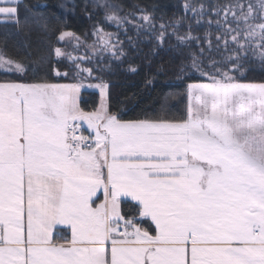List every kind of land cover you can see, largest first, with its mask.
<instances>
[{"label": "snow or ice", "instance_id": "1", "mask_svg": "<svg viewBox=\"0 0 264 264\" xmlns=\"http://www.w3.org/2000/svg\"><path fill=\"white\" fill-rule=\"evenodd\" d=\"M22 6L0 0V24L30 40ZM101 7L118 27L130 22ZM183 8L207 25L203 40L192 23L179 33L186 15L174 21L177 90L135 119L110 109L109 85L85 57L51 40L35 56L12 54L0 40V73L33 76L0 81V264H264V0ZM139 19L157 31L154 12ZM94 35L125 55L111 33ZM66 38L81 43L63 30L56 40ZM63 57L72 67L61 73L52 64ZM49 70L78 82H50ZM85 79L100 81L87 85L100 90L93 111L80 105Z\"/></svg>", "mask_w": 264, "mask_h": 264}, {"label": "trees", "instance_id": "2", "mask_svg": "<svg viewBox=\"0 0 264 264\" xmlns=\"http://www.w3.org/2000/svg\"><path fill=\"white\" fill-rule=\"evenodd\" d=\"M107 4L116 6L120 16H127L128 21L120 27L109 26L105 21V7L101 3L92 0H22L21 20L28 17L32 27L30 40H25L23 35L15 32L13 25L0 24V40L7 36V44L10 53L19 55L35 56L40 48L51 40L56 47L61 45L56 40L61 30L75 33L80 39L90 41V32L93 28L109 29L117 33L118 47L122 49L125 55L109 56L101 55L95 60L93 68L94 75L99 76L108 87V104L113 112H119L125 119H135L142 113L153 114L159 110L160 104L166 94L176 91L175 85L178 83L177 66L182 57L176 54L177 41L170 35L173 27H177L174 21L182 17L181 4L185 0H104ZM192 3H226L227 0H191ZM27 9V11H25ZM141 10L154 12V21L157 31L147 29L140 30L136 25L143 24L140 20ZM133 13L134 15L130 14ZM194 16L182 21L178 26L180 34L188 30V24L192 23L193 35L200 36L203 40V34L207 25H196ZM163 23L169 25L167 37L162 47L156 49L157 54H152V49L156 46V36L159 25ZM47 25V31L43 25ZM106 30V31H109ZM213 35L210 39L215 43L216 31L213 27L209 29ZM31 45L29 47L28 45ZM184 49L185 57L188 48ZM191 50L198 53L196 44L191 45ZM223 50L221 49V52ZM211 56L219 59L220 54L215 50ZM30 62V61H29ZM92 64V63H91ZM130 66L136 71H130ZM52 67L63 73L72 67V64L60 58L53 60ZM50 82L54 83H74L78 82L74 77V72H69L67 78L56 76L51 70L47 73ZM250 79L259 81L261 76L259 72L250 73ZM16 80L31 82L32 73L29 72L24 77L14 74L5 75L0 73V81ZM96 79H85L83 83H99ZM99 95L90 87L82 88L80 93V105L83 109L95 110L99 105ZM170 105L175 103L169 102ZM172 111H176L175 108Z\"/></svg>", "mask_w": 264, "mask_h": 264}, {"label": "rangeland", "instance_id": "3", "mask_svg": "<svg viewBox=\"0 0 264 264\" xmlns=\"http://www.w3.org/2000/svg\"><path fill=\"white\" fill-rule=\"evenodd\" d=\"M93 2H97V3H101L102 5H104V3H106L104 0H92ZM105 5H110V6H112L111 4H109V3H107V4H105ZM183 5H184V3H182L181 4V9H182V14H183V16H189V17H192L193 16V14L191 13V12H188L187 14H185V12H184V8H183ZM105 14H106V12L107 11H111V9H108V8H105ZM116 10V9H115ZM104 19H105V15H104ZM105 21L106 22H108V24H109V26L111 25L112 27H114V28H117L118 26H117V24L115 23V22H110V21H107L106 19H105ZM97 27H99V26H97ZM97 27H95V28H93L92 30H91V32H90V37H91V39H90V41H84V40H82V39H80V41H81V43L79 44V45H77V41L76 40H74V39H71V38H66L65 39V41H60V43H61V45L59 46L60 48H62L66 53H70L71 55L72 54H75V51L78 49V50H83L85 53L86 52H88V51H93V50H95L96 48H101L102 50L100 51L101 53V55H109V56H114V54H113V51L112 50H110V49H105V48H103V45L101 44V43H99V42H97V37L94 35V32H95V29L97 28ZM100 28V27H99ZM101 29H103V28H101ZM106 30H109V29H105V30H103L104 32H108V31H106ZM109 32H111V33H113V34H115L116 35V37H117V33L116 32H114V31H112V30H109ZM77 52H79V51H77ZM107 53V54H106ZM80 54V53H79ZM80 56H82V57H85L84 56V54H81ZM63 59L65 60V61H67L68 63H70L71 64V62L67 59V57H63ZM85 84V87L83 88V89H85V88H87V85H86V83H84ZM95 84H97V83H93L92 85H95ZM91 88V90H95V91H97L98 92V95H99V100L101 99V97H100V90L98 89V88H95V87H90ZM82 90V89H81ZM100 103V102H99ZM84 111H93V110H91V109H84ZM85 127H86V125H85Z\"/></svg>", "mask_w": 264, "mask_h": 264}, {"label": "flooded vegetation", "instance_id": "4", "mask_svg": "<svg viewBox=\"0 0 264 264\" xmlns=\"http://www.w3.org/2000/svg\"><path fill=\"white\" fill-rule=\"evenodd\" d=\"M105 33H111V32H105ZM112 34V39H113V42L114 43H117V45H118V40H117V37H116V35L115 34H113V33H111ZM102 49L101 48H96L95 50H93V51H88V52H84L83 50H76L75 51V54H72V57H82V56H80L81 54H84V56H85V60L82 62V66L83 67H89V68H91V65H94V63H95V60H96V58L98 57V56H101V51ZM77 51H79V52H77ZM80 53V54H79ZM107 54V53H106ZM92 63V64H91Z\"/></svg>", "mask_w": 264, "mask_h": 264}]
</instances>
